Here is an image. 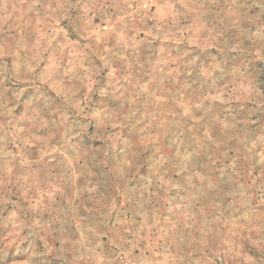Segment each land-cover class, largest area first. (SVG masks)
I'll return each mask as SVG.
<instances>
[{
  "label": "rangeland",
  "instance_id": "obj_1",
  "mask_svg": "<svg viewBox=\"0 0 264 264\" xmlns=\"http://www.w3.org/2000/svg\"><path fill=\"white\" fill-rule=\"evenodd\" d=\"M0 264H264V0H0Z\"/></svg>",
  "mask_w": 264,
  "mask_h": 264
}]
</instances>
